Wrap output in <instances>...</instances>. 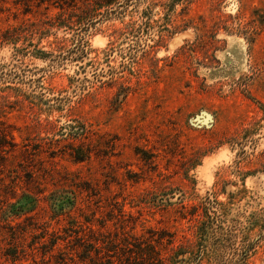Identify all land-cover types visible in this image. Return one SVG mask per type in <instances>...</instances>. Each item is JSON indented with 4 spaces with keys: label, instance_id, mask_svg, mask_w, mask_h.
I'll list each match as a JSON object with an SVG mask.
<instances>
[{
    "label": "rangeland",
    "instance_id": "374dc122",
    "mask_svg": "<svg viewBox=\"0 0 264 264\" xmlns=\"http://www.w3.org/2000/svg\"><path fill=\"white\" fill-rule=\"evenodd\" d=\"M0 264H264V0H0Z\"/></svg>",
    "mask_w": 264,
    "mask_h": 264
},
{
    "label": "trees",
    "instance_id": "16d2710c",
    "mask_svg": "<svg viewBox=\"0 0 264 264\" xmlns=\"http://www.w3.org/2000/svg\"><path fill=\"white\" fill-rule=\"evenodd\" d=\"M15 203L16 204H12V207L14 208L13 209V213L14 214H19V213H22L24 211H28L31 208L30 206L29 207H26V205L21 204L20 199L18 201H16ZM211 232L213 233L214 231L212 230ZM247 254H248V249H246L245 251H243V255H240L241 257H239V260H243V262H245L246 261Z\"/></svg>",
    "mask_w": 264,
    "mask_h": 264
}]
</instances>
